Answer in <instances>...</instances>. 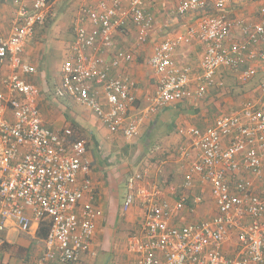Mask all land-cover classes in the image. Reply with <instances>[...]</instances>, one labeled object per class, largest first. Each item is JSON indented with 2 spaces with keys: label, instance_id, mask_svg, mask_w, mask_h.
<instances>
[{
  "label": "built area",
  "instance_id": "obj_1",
  "mask_svg": "<svg viewBox=\"0 0 264 264\" xmlns=\"http://www.w3.org/2000/svg\"><path fill=\"white\" fill-rule=\"evenodd\" d=\"M233 1L216 0V7L224 10ZM14 3L17 14L12 34L0 40V62H7L11 70L6 75L0 73V233L10 222L28 233L34 224L50 221L41 264H77L90 250L100 216L93 197L83 204L90 180L79 186L80 177L91 170L87 143L72 140L70 128L54 132L44 126L38 106L41 92L26 79L37 69L24 61V47L36 28L45 23L49 0ZM143 5L144 0H107L98 10H85L82 18L91 28L75 23L76 40L56 91L59 98L71 97L93 111L111 132L122 131L128 141L139 134L145 113L155 114L191 94V69L179 66L174 57L179 45L195 38L206 44L202 74L194 91L197 98L205 97L217 85L220 69L237 70L250 60L264 59L255 50H264V17L251 25L229 20L222 13L205 15L186 38L157 47L150 65L159 76L158 90L147 112L130 116L129 109L136 102L135 83L111 72L131 57L118 52L109 62L104 52L114 48V36L126 26V19L137 26L138 43L147 42L155 18ZM207 8V0H183L177 11L185 15ZM235 30L241 41L233 39ZM255 75L251 68L243 79ZM261 86L259 103L246 102L238 112L218 118L205 131L182 132L199 159L185 174L184 194L199 177L210 184L218 214L206 222L178 226L172 218L184 209L186 195L172 203L163 200L159 190L146 195L141 192L145 223L142 238L132 245L136 264H264V195L256 194L244 177L264 173V80ZM9 110L13 120L7 117ZM225 140H229L227 145ZM136 181L135 177L129 179L125 211L137 198ZM201 200L195 199L197 203ZM232 232L237 233V248L228 256L222 247Z\"/></svg>",
  "mask_w": 264,
  "mask_h": 264
},
{
  "label": "crops",
  "instance_id": "obj_2",
  "mask_svg": "<svg viewBox=\"0 0 264 264\" xmlns=\"http://www.w3.org/2000/svg\"><path fill=\"white\" fill-rule=\"evenodd\" d=\"M104 1L107 0H49L46 21L26 41L23 59L37 69L36 74L26 79L41 92L38 106L44 126L54 132L70 128L73 131L72 140L87 143L91 170L88 175L80 177L79 186L86 179L90 180L91 189L83 204L93 197L92 202L100 216L90 250L82 255L77 264H136L132 245L142 238L145 223L141 192L146 195L159 190L163 200L172 203L180 201L185 193V174L199 161L196 157L198 153L191 149V140L182 132L194 128L210 129L218 118L238 112L246 102L259 103L263 97L264 59L258 57L237 70L220 69L216 77L217 85L211 87L205 97L197 98L194 91L196 80L202 74L206 44L195 38L189 44L179 45L174 56L179 66L191 69V94L155 114H147L145 112L158 90L159 81L150 60L160 44L186 38L205 15L222 13L232 21L242 20L251 25L260 23L264 17V0H234L224 10L217 9L216 0H207V10L185 15L177 11L183 0H144V11L155 18L144 44L138 43L137 26L131 19H126V26L114 36V48L104 52V55L109 62L118 52L131 57L129 62L111 72L112 76L127 78L135 83L133 95L136 102L130 107L129 115H146L139 134L131 141L123 137L122 131L111 132L93 111L71 97L56 96L63 80V65L70 57L76 40L75 23L80 21L91 28L90 22L82 18V13L89 9L98 10ZM16 14L14 0H0V40L11 36ZM233 39L241 41L238 30H235ZM255 50L264 55L263 49ZM251 68L256 70V75L244 80V73ZM10 71L7 62H0L2 75ZM7 117L13 120L10 110ZM228 142L225 140V145ZM133 177L137 179V198L125 211L129 179ZM244 177L256 194L264 195V173L262 176L245 174ZM184 195L185 207L172 218L173 224L202 223L218 214L210 184L199 177L193 189ZM197 197L202 198L200 203L195 201ZM49 224L50 221L34 224L33 230L25 233L10 222L8 228L0 233V264H41L50 233ZM236 248L237 233L232 232L222 249L228 256H233Z\"/></svg>",
  "mask_w": 264,
  "mask_h": 264
},
{
  "label": "trees",
  "instance_id": "obj_3",
  "mask_svg": "<svg viewBox=\"0 0 264 264\" xmlns=\"http://www.w3.org/2000/svg\"><path fill=\"white\" fill-rule=\"evenodd\" d=\"M46 222V221H45ZM44 223V222H43ZM50 225V224H49ZM50 229V228H49Z\"/></svg>",
  "mask_w": 264,
  "mask_h": 264
}]
</instances>
